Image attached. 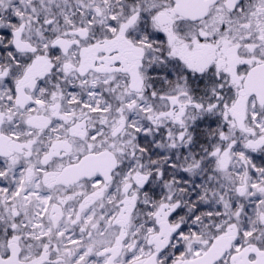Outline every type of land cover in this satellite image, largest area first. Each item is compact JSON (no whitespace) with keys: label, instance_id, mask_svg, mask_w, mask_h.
I'll return each instance as SVG.
<instances>
[{"label":"snow or ice","instance_id":"6c2138e0","mask_svg":"<svg viewBox=\"0 0 264 264\" xmlns=\"http://www.w3.org/2000/svg\"><path fill=\"white\" fill-rule=\"evenodd\" d=\"M0 264H264V0H0Z\"/></svg>","mask_w":264,"mask_h":264}]
</instances>
